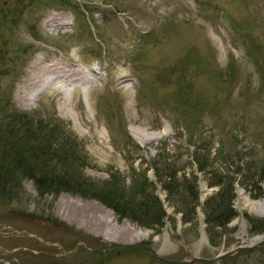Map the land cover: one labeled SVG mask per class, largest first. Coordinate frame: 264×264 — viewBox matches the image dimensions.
I'll list each match as a JSON object with an SVG mask.
<instances>
[{
	"label": "rangeland",
	"instance_id": "obj_1",
	"mask_svg": "<svg viewBox=\"0 0 264 264\" xmlns=\"http://www.w3.org/2000/svg\"><path fill=\"white\" fill-rule=\"evenodd\" d=\"M55 17L67 24L45 27ZM38 55L95 70L89 97L18 105ZM8 138L58 173L73 169L66 142L103 200L165 218L146 228L97 197L40 194L19 170L0 187V264H264V0H0V158ZM103 212L134 232L95 233Z\"/></svg>",
	"mask_w": 264,
	"mask_h": 264
},
{
	"label": "trees",
	"instance_id": "obj_2",
	"mask_svg": "<svg viewBox=\"0 0 264 264\" xmlns=\"http://www.w3.org/2000/svg\"><path fill=\"white\" fill-rule=\"evenodd\" d=\"M22 117H23V121L27 120L24 116ZM23 121L21 120V122ZM26 123L27 124H26L25 129L27 131H29V129L32 130L30 121L27 120ZM38 126L40 127L38 130L41 131L44 129L42 125L40 126V124H38ZM47 133L49 137H53L52 131H49ZM4 140H7V139H4ZM52 140L50 141V143L53 142ZM8 143L11 145L10 149L3 152L0 158V187L7 186L8 183L11 182L9 178L12 177L14 173L18 174L19 170H21L29 178L31 177L35 181L36 189L39 191L40 194H44L46 192L52 193V191L60 193L61 189H65L69 192H76L78 194H81L82 196H87L91 198L97 197V198H100V200H102V202H104L105 204L107 203V205L110 206V208H113L116 214H118L120 217L130 218L133 221H135L138 225L146 226V228H149L150 226L154 224L156 220L155 217H157L159 221L165 218L164 213H162V210H160L157 213L151 212L153 209L150 206H148L145 201H143L141 204L138 203L136 206L130 205V204H126V202L123 199L119 198V200H116V199L109 197L110 194L108 192L105 193V196L108 198V201L103 200V198H101V195H99L100 192L98 188L96 189L95 187L94 189L88 188L87 186H85L84 180L76 176L78 174L77 168H75L76 163L74 164V162L72 161L71 153L68 150V148L65 146L66 142H62L60 144L58 143V145L61 147H59L57 151L58 152L63 151L62 152L63 155L61 156V158H59V160L60 162H62L64 166H71L73 167V169L72 170L67 169L62 172L60 171L59 173L57 171L56 172L54 171L55 170L54 167H51V170H49V168H44V167H41V168L33 167V165L30 164L31 162L27 163L29 159H33V155L38 160L40 159L38 157V154H36V152L39 149L38 150L34 149V147H29L28 145L27 148H29V152H27L23 146L21 147L19 144H12L10 139L8 140ZM50 143L46 145H50ZM29 153H30V156L28 157ZM5 164H7V167L3 166ZM48 173H50V175H48ZM70 174L72 175L71 177L72 179L70 178ZM260 180L264 181V178ZM111 182L112 181H109L108 183H111ZM165 184H166L165 185L166 190L170 186H172L169 183H165ZM125 189L126 187L121 189L122 194H124L123 191H125ZM117 191L118 189L113 190V194L116 193ZM231 208L232 207L230 205L227 213H223V214H228L224 222H221L218 219V217H216L218 221L215 222L214 224L213 222H210L209 224L210 225L213 224V225H217L218 227L219 226L221 227L222 224L229 222L235 216V213H233ZM223 214L221 213L220 218L224 216Z\"/></svg>",
	"mask_w": 264,
	"mask_h": 264
},
{
	"label": "bare ground",
	"instance_id": "obj_3",
	"mask_svg": "<svg viewBox=\"0 0 264 264\" xmlns=\"http://www.w3.org/2000/svg\"><path fill=\"white\" fill-rule=\"evenodd\" d=\"M66 25L67 22L64 21L63 18H52L45 22V27L47 28H55V27H61L62 25ZM42 55H38L35 57V60L31 64L29 70H28V76L25 78L24 82L19 85V87L16 90V101L17 104L21 107L27 108L30 106V104L37 100V97H39L42 94L47 93H62L65 95V101L64 103H68L70 100V96L74 95V91L78 90V93H80V96H84L85 98H88L90 95V89L93 88L94 84L90 85L88 87L87 85L90 84V82L94 79V74L98 73L89 68V70H83L81 67L77 66L74 62H65L64 60L56 59L55 57H41ZM117 75H120L118 79H121L124 76V73L117 71ZM97 79V78H95ZM82 84V87H73L74 83ZM124 86V85H123ZM73 89H70V88ZM128 87H124L121 90L128 91ZM67 97H69L67 99ZM135 136L139 139H144L145 133L142 131H135ZM78 201V200H77ZM87 206H85L86 208ZM88 208V207H87ZM64 209V208H63ZM61 209L62 213H65L66 210ZM88 228H90L88 225H86ZM95 233L101 234L104 238L113 240L114 233L116 232L117 237L120 235H126L128 232H134V230H131L127 224H122L120 228L116 226L113 223V219L111 214L104 213L100 218L99 223L97 224ZM112 230V231H110ZM264 239V236L257 237L256 239H253L252 242H257L258 240Z\"/></svg>",
	"mask_w": 264,
	"mask_h": 264
},
{
	"label": "water",
	"instance_id": "obj_4",
	"mask_svg": "<svg viewBox=\"0 0 264 264\" xmlns=\"http://www.w3.org/2000/svg\"><path fill=\"white\" fill-rule=\"evenodd\" d=\"M145 249V250H148V251H152L153 253H155V251L153 250V249H149V248H147V247H145V246H142V245H140V246H138V245H129V246H124V245H121V246H118L117 248H114V249H111L110 250V252H119L120 250H124V249ZM208 261H210V262H214L215 260H208Z\"/></svg>",
	"mask_w": 264,
	"mask_h": 264
}]
</instances>
